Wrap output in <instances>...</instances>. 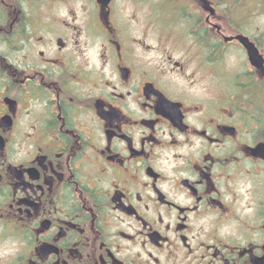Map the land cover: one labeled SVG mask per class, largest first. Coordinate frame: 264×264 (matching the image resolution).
<instances>
[{
  "label": "flooded vegetation",
  "instance_id": "1",
  "mask_svg": "<svg viewBox=\"0 0 264 264\" xmlns=\"http://www.w3.org/2000/svg\"><path fill=\"white\" fill-rule=\"evenodd\" d=\"M206 1L0 0V264H264V0Z\"/></svg>",
  "mask_w": 264,
  "mask_h": 264
},
{
  "label": "water",
  "instance_id": "2",
  "mask_svg": "<svg viewBox=\"0 0 264 264\" xmlns=\"http://www.w3.org/2000/svg\"><path fill=\"white\" fill-rule=\"evenodd\" d=\"M201 1L203 3L204 7L209 10V6L207 5V1L206 0H201Z\"/></svg>",
  "mask_w": 264,
  "mask_h": 264
},
{
  "label": "trees",
  "instance_id": "3",
  "mask_svg": "<svg viewBox=\"0 0 264 264\" xmlns=\"http://www.w3.org/2000/svg\"><path fill=\"white\" fill-rule=\"evenodd\" d=\"M223 1H226V0H223ZM229 1H234L236 3V2H241L243 0H229Z\"/></svg>",
  "mask_w": 264,
  "mask_h": 264
},
{
  "label": "rangeland",
  "instance_id": "4",
  "mask_svg": "<svg viewBox=\"0 0 264 264\" xmlns=\"http://www.w3.org/2000/svg\"><path fill=\"white\" fill-rule=\"evenodd\" d=\"M220 26V25H219Z\"/></svg>",
  "mask_w": 264,
  "mask_h": 264
}]
</instances>
